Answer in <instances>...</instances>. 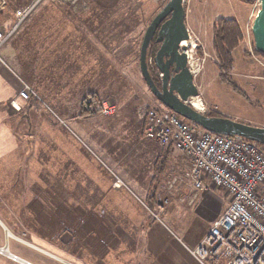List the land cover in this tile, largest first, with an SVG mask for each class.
<instances>
[{"label": "rangeland", "instance_id": "obj_1", "mask_svg": "<svg viewBox=\"0 0 264 264\" xmlns=\"http://www.w3.org/2000/svg\"><path fill=\"white\" fill-rule=\"evenodd\" d=\"M31 1L0 0V25L6 28L11 25L16 11ZM192 1L186 0L183 5L187 12V30L197 40L193 60L198 72L193 82L198 89L201 106H204L203 114L214 112L236 121L264 127V54H256L252 31L247 29V37L244 29L245 24L252 25L254 17H251V10L256 11V7L251 8L254 1L194 0L201 2L195 7ZM165 3L163 0H44L3 47L1 57L11 70L13 68L9 64L19 45H22L23 41L19 39L25 33L32 50H21L18 55L22 59L32 57L36 50L39 57L45 55L46 58L58 61L62 53H66L68 58L67 64L54 72V78H59L57 74L61 71L64 86V80H69L64 91L66 98H59L58 101L52 99L55 105L49 101L50 94L49 99L42 96L36 79L32 86L20 71L17 74L54 112L51 122L58 124V129L51 131V135L42 128L38 133L31 131L35 137L32 136L30 143L33 142L35 149H31L32 157L28 164L29 169H32L30 173L35 176L34 180L29 178L28 188L32 190L28 196L29 199L35 196L31 205L33 210H21L20 205L14 202L7 204L12 205L14 210L5 209L3 203L4 209L0 211V217L6 222V216L10 219L13 216L19 218L14 220L16 226L8 227L15 237H7L8 249L19 257L36 264H151L154 259L149 251L160 249L164 253L161 258H165L166 254L182 258L183 255L168 242V238L159 240L161 244L148 243L146 227L139 228L140 221L145 217V209L140 205H144L146 214L150 213L144 204L150 193L147 186L149 179L142 176L143 172L131 169L126 171L129 166L122 164L121 159L130 163L136 156L129 155L126 146L119 150L116 148V134L111 130L115 127L113 130L117 132L124 128V121L121 122L123 115L127 116L126 121L132 129L137 131L141 116L147 110H163L141 75L139 47L146 27ZM217 17L235 19L238 28H241V35L243 33L242 41L232 52V69L226 74L239 91L233 90L218 75L217 66L220 62L212 50V25ZM156 49L157 46L154 51ZM149 59H152V62L148 60L149 70L160 83L161 75L153 63V57ZM87 91L96 92L103 99H111L117 107V114L112 117L97 113L81 115L82 120L77 119L81 125L76 128L70 119L80 114V100L86 96ZM193 100H198V97L195 96ZM39 106L35 105L33 109L36 111L40 109ZM46 109L43 107L40 109L42 111L37 112L46 115ZM56 115L64 121L68 119L66 135L60 132L61 123ZM98 124L110 129L105 130V134L101 133ZM20 132H25L24 125ZM50 137L54 144L50 147L52 152L47 160L49 148L46 141ZM19 141L26 143L24 138ZM60 143L62 148L58 146ZM24 149L21 147V151ZM28 155L27 148L25 156L28 158ZM178 161L181 170L172 173L170 167L167 168L158 183L156 194L151 200L153 214H150L152 217L157 216L156 220L166 227V235L173 236V239L176 236L185 245L192 246L186 239L199 241L213 223L212 220L227 206L229 198L221 189L211 191L215 196L221 193L216 199L212 194L207 195V191L195 189L192 180L186 176L189 165L185 169V160L178 157ZM140 166H143V162ZM42 171L43 176L39 177ZM115 172L123 180L131 181L134 178L142 182L146 188L142 193L133 188V192L129 190L132 187L128 182L126 184L129 188L124 186L121 178L123 184L117 185L115 179L118 176ZM109 218L115 225H109L106 220ZM32 238L35 241L30 240ZM97 241L103 244L102 247ZM95 242L96 247L93 246ZM26 243L37 244L40 248L63 256L65 263ZM4 244L5 241H0V247ZM141 248L145 251L139 256ZM134 250L138 254L131 256ZM7 256L0 254V264H18ZM155 257L162 260L159 256ZM175 258L172 259L173 264L177 261Z\"/></svg>", "mask_w": 264, "mask_h": 264}, {"label": "built area", "instance_id": "obj_2", "mask_svg": "<svg viewBox=\"0 0 264 264\" xmlns=\"http://www.w3.org/2000/svg\"><path fill=\"white\" fill-rule=\"evenodd\" d=\"M43 1L32 0L16 11L11 25L7 28L0 25V64L7 67L1 57L3 47ZM254 1L258 5L259 0ZM255 13L251 10V17ZM244 29L249 37L247 29H251V25L245 24ZM187 31L189 39L185 41L187 45L183 52L187 68L194 78L198 72L193 60L197 40ZM18 94L24 100L34 99L50 110L26 83L22 82ZM197 97L200 103L199 95ZM194 98H188L185 103L191 106ZM162 108H151L144 114L143 137L160 147L169 146L170 149L184 152L190 159L186 176L192 180L195 189L205 191L214 187L224 190L229 198L227 206L198 243L194 246L182 245L198 264H264V153L254 142L206 131L163 105ZM200 108L197 111L203 113L201 103ZM84 109L90 115L100 113L109 116L115 113L116 105L111 99L95 101L88 97ZM115 183L123 184L118 177ZM154 218L158 219L157 216ZM5 242L8 245L7 237ZM8 256L18 264H36L24 258L17 260L21 257L11 251Z\"/></svg>", "mask_w": 264, "mask_h": 264}, {"label": "crops", "instance_id": "obj_3", "mask_svg": "<svg viewBox=\"0 0 264 264\" xmlns=\"http://www.w3.org/2000/svg\"><path fill=\"white\" fill-rule=\"evenodd\" d=\"M200 4H201L200 1H194V0L192 1V6H194V7L197 5H200ZM185 17L187 20V12L185 13ZM217 18H219V17H217ZM185 24L187 27V21H185ZM21 41H23V42H21L22 45L21 46L19 45L18 51L14 53L15 57L11 61V64H9L13 68V70H11L8 66L6 67L5 65L0 64V195H1L0 211H3V209H4L3 203L6 205L5 209L14 210L12 205H7L8 203L12 204L14 202L20 205L19 209H21V210H26V209L27 210H33V206H31V205H33V203H34L35 196L31 197V199H29L30 197L28 196L31 194V190H32L31 188L30 189L28 188V187H30L29 182H28L29 178L34 180V176H35V175L33 176V174L30 173V171H32V169H29V164H28L30 157H32L31 149H35L33 142L31 141V143H30V140L33 137H35V136H33V132H31V131L35 130L36 131L35 133H38L40 128H42L44 132L51 135L50 134L51 131L58 129V127H57L58 124L51 122V118H52L51 115L52 114H51L49 109H46V112H47L46 115H44L43 113L40 115L38 112L42 111V110H40V109H43L42 105H40L34 99L24 100L19 96L18 92L21 88L20 84L22 85L23 81H21V79L17 76V74H19V71H20V73L24 72L23 67H25V66H29V67L34 66L35 70H33V69L32 70H33V72H36L35 73L36 76L33 77L31 74H28V76L24 77L23 74H21V75L25 79L27 78V80L30 82V84L32 86H33L32 83L35 79L38 81L36 83L37 88L43 94V95L42 94H40V95H42L43 97L49 98V94H50V99L51 98L53 99L54 97L64 99L67 96L66 93H64L65 88L68 86L67 85L68 84L67 78H66V80H64L66 82L65 86H64L62 84V80H61L63 77V75L60 73L61 71H59V74H57L58 72H56V74L59 76V78H54V72L57 69H61L64 65H66L68 60L67 59L64 60V58L62 57L58 61H56L57 59L52 60V58L51 59L49 57L46 58L45 55L44 56L40 55V57H39V55H38L39 52L36 50V52L34 51L35 54L32 55V57L23 58L24 61L21 62L23 59L20 57L21 55H18V54L21 52V50L23 52V48L29 44V43L28 44L25 43V41L27 42V38L22 39ZM30 46L28 45V50L31 49ZM17 55L20 57V60H19V57ZM11 56L13 57V55H11ZM52 56L54 57V55H52ZM39 59H40V61H39ZM54 61H56V62H54ZM18 67L20 68V70L18 69ZM88 92L89 91H87V94H88ZM35 105L41 106V107L39 106L40 109H37V110H39L38 112H37V110L35 111V109H33V108H35L34 107ZM32 110H34L35 113ZM52 113H54V112H52ZM116 114H117V107H116L115 113L113 115H109L108 117H112ZM80 117H81V115H78V116H76V118L70 119V120H72L71 122L73 123V126H75L76 128L79 124L81 125V122L77 121V119H81ZM122 117L124 119H122L121 122L124 121V125H122V127H124V128L118 129L117 132H116V130H113L115 127L114 128L112 127L113 129H111V130H112V133L116 134V141H114L116 148L119 150L120 147L126 146V147H128V154L136 156L135 159L130 160V163H126L127 161H125L124 159H121V161L123 162L122 164H125L126 166L128 164V166H129V168L126 167V171H127V169H129V170L131 169L133 171H138L141 173L143 172L144 174L142 176L144 178L149 179L152 175L153 164L157 160V156L160 154H162V156L167 155V158H166L167 163L166 164L168 165V168L170 167L169 170L172 173H174V171L181 170V163L178 161V157L185 160L183 166L185 169H187L188 165H190V159L184 152H180V151H177L174 149H169V148H168L169 150H166L167 152H165L166 147H164V148L160 147L154 141L146 139L143 137L142 132H143V126H144V115L141 116V121L138 123L139 124V128H138L139 130H137V131L132 129L130 123H127V121H126L127 116L122 115ZM59 119H60L59 122L62 124L61 125L59 123L60 124L59 130H60L61 134L66 135L68 131L66 130L65 126H66V122H67L66 120H68V119L66 118L65 121L62 120L61 117H59ZM117 121H119L118 118H117ZM27 124H29V125H27ZM20 125L21 126L24 125L25 132H23V134H22V132H20V130H21ZM98 127H99L100 132L104 133V134H105V132H104L105 130L108 131L110 129L107 127L105 129L103 126H101V124H98ZM60 128L62 130L64 129L63 130L64 133L61 131ZM118 132H120L121 134L119 133L117 135ZM124 136L126 138L122 140V138ZM23 138L26 139L25 144H22V142L19 141ZM51 141H52L51 137H50V139H48L46 141V145L49 148L47 150V154H48L47 160H49L50 154L52 152V149H50V147H52L51 145L54 144V143H51ZM58 146L60 148H62V143L58 144ZM21 147H24L25 149L23 151H21ZM27 148H28V152H29L28 158L25 156V154L27 152ZM64 151H65V149H64ZM125 152H127V151H123V153H125ZM125 155H127V153ZM171 161H172V165H170ZM142 162H143V166H140V163H142ZM33 164H34L33 161H31V165H33ZM31 165H30V167H31ZM43 172L44 171H42V175H39V177L43 176ZM141 173H140V175H141ZM115 174L119 178H121V176H119L118 173L115 172ZM132 179L133 180H131V181L122 179V181L125 183L126 187L129 188V186L126 184V182H128V184L132 187V188H129V190H132L133 192H135L134 191V189H135L138 193H142L144 188H146V185H144L142 182H138L134 178H132ZM33 182H32V184H34ZM37 184H39V183L37 182ZM40 185H41V183H40ZM22 186H24V187H22ZM20 188H22V190H20ZM214 189H217V188L211 187L205 191H207L206 192L207 195L212 194L213 198L216 199L218 197V195L221 193L219 192V194L215 196L211 192ZM205 191H203V192H205ZM113 192H116V191L113 190ZM6 194H7V196H4ZM23 194H25V195L22 197L21 195H23ZM7 197H9V201L7 200ZM4 198H5V201H4ZM12 200H13V202H11ZM138 202L140 203V201H138ZM27 204H30V205H27ZM140 206H143V208L145 209V210L143 209L145 212V217L140 221L138 226H139V228L146 227V235L148 238L147 242L148 243H155V242L160 243L162 238H164V239L168 238V242L173 244L174 247L177 248L178 253H181L183 255L182 258H180V257L175 258V255L166 254L165 258H161V257H163L164 253L160 249H155L152 252L149 251V254H151L152 258L154 259V261L151 264H173L172 263L173 258H175L177 260L175 262V264H198L194 260V258L186 250H184V248L182 246L183 242L181 241V239L176 237V236L174 237L175 239H173L172 238L173 236L168 235V234L166 235V230H165L166 227H164V225L159 223L156 219L153 220L150 216L148 218V215L146 214V208L144 207V205H140ZM27 213H28V211H27ZM150 213H151V211H150ZM3 214H5V213H3ZM218 215H216V217ZM216 217L212 221H214L216 219ZM6 219L8 222H6L5 220H3V218L0 217V241H5V236L6 237L11 236L13 238L15 237L13 234H11L8 227L9 226L10 227L16 226L14 220H19V218L16 219V217L13 216V219H10L9 216H6ZM108 223H109V225H115L114 224L115 222L112 221L111 218L108 219ZM3 234H4V236H3ZM163 235H164V237H162ZM30 240L35 241L33 238ZM25 241L29 242L27 240H25ZM186 241L188 243H190L192 246H194L198 243V240L197 241L196 240H190L189 238H187ZM26 244L40 250L41 252L49 255L50 257H53L57 260L59 259V261H62L65 263V260H63V256H61L59 254L56 255L57 253L55 254V252L40 248L39 246H36L37 244L36 245L35 244L30 245L28 243H26ZM3 246H5L7 248V250L10 252V250L8 249L9 246L6 244V242ZM144 251L145 250H143L141 248L139 250V254H138L137 251L134 250V252H132L131 256H133V255L136 256L137 254L139 256H141L142 252H144ZM123 256L126 257L125 254ZM155 256H159L162 260H158ZM20 259H22V258H20ZM67 263L70 264V262H66V264Z\"/></svg>", "mask_w": 264, "mask_h": 264}, {"label": "water", "instance_id": "obj_4", "mask_svg": "<svg viewBox=\"0 0 264 264\" xmlns=\"http://www.w3.org/2000/svg\"><path fill=\"white\" fill-rule=\"evenodd\" d=\"M183 4L184 0H168L144 31L139 47V69L146 85L161 105L202 129L264 145L263 126L246 124L226 116H209L185 103L188 98L198 95V89L187 68L183 52L186 47H180L181 42L189 39ZM251 31L255 50L264 54V0H260ZM152 40L157 46L153 63L161 75L159 86L153 80L147 59Z\"/></svg>", "mask_w": 264, "mask_h": 264}, {"label": "trees", "instance_id": "obj_5", "mask_svg": "<svg viewBox=\"0 0 264 264\" xmlns=\"http://www.w3.org/2000/svg\"><path fill=\"white\" fill-rule=\"evenodd\" d=\"M26 38H27V34L25 33V34H23V38H20L19 40L26 39ZM241 41H242L241 31H240V28H238V25H237V22L235 21V19L219 17V18H216L214 20L213 25H212V50L220 62V64L217 66L218 73H219L218 75L221 77V79H224V81H226L231 86V88L235 91H239V90L234 84H232L231 78L228 77L226 74H227V72H229L232 69V66H233L232 52L234 49H236L239 46ZM25 43H27V42L25 41ZM28 43L27 44L30 45L31 42H28ZM28 45H26L23 48V50L25 49V51H27ZM155 46H156V43L154 40H152L150 47L148 49V52H147V58L153 57L154 52H155L154 51ZM255 52L258 55L262 54L258 51H255ZM62 57L64 58V60L65 59L68 60L66 53H62ZM32 69L35 70V67L34 66H32V67L25 66V67H23L24 72H21V74H23L24 77L28 76V74H31L34 77V76H36V74H35L36 72H33ZM152 77H153V80L156 81L154 78V75ZM68 82H69V80H68ZM88 97H92V99L95 101H100L101 99H103V98H101L102 96H100V94H98L96 92H89L88 94H86V96L84 98H82L80 100V109L81 110H80L79 115H86V116L90 115L88 113V111H86V109H84L85 100ZM53 99H57V101H58L59 98L54 97ZM50 100H51V103L54 104V102L52 101V98L49 99V101ZM51 114L53 116L55 115L52 112H51ZM97 114H100V113H97ZM207 115H209V116H220L219 114L214 113V112H209ZM55 117H58V115H56ZM184 120L187 121L186 119H184ZM257 145H259V147L262 148V149H260V148L259 149L264 153V145L263 144H257ZM168 148L170 149L169 146L166 147L165 152H167L166 150H169ZM166 158H167V155L162 156V154H160L157 156V160L153 164L152 175L148 181V190H150V193L146 196V201L144 202V204L149 208L150 211H152L151 200H153L154 194H156V190L158 188V183L160 182L161 178L163 177L164 173L166 172V169L168 168V165L166 164L167 163ZM63 206H64V204H63ZM65 207H67V204H65ZM147 215H148V218L150 216L153 220H155L154 216L152 217V215L150 213H148ZM39 218H41V217H39ZM102 219H104V216H102ZM102 219H100V220L102 221ZM106 220L108 221V219H106ZM104 222H105V220H104ZM98 244L101 247L103 245L100 241L98 242ZM93 246L96 247L97 243L95 242V244H93Z\"/></svg>", "mask_w": 264, "mask_h": 264}, {"label": "bare ground", "instance_id": "obj_6", "mask_svg": "<svg viewBox=\"0 0 264 264\" xmlns=\"http://www.w3.org/2000/svg\"><path fill=\"white\" fill-rule=\"evenodd\" d=\"M254 1V0H253ZM255 7H256V13H255V15L253 16V17H255L256 16V14H257V12H258V10H259V8H260V0H259V3H258V5H255V1H254V3L252 4V9H255ZM253 36V35H252ZM187 45V42H185V41H183L182 43H181V45ZM184 45V46H185ZM191 106L194 108V109H196V110H200L201 108H200V103H199V101L198 100H193V102L191 103ZM0 253H2V254H5V255H9V252H8V250H7V248H5V247H0ZM20 258H17V260H19ZM20 261H22L21 259H20Z\"/></svg>", "mask_w": 264, "mask_h": 264}, {"label": "flooded vegetation", "instance_id": "obj_7", "mask_svg": "<svg viewBox=\"0 0 264 264\" xmlns=\"http://www.w3.org/2000/svg\"><path fill=\"white\" fill-rule=\"evenodd\" d=\"M148 59H149V58H148ZM155 82H156V84L159 86V83H158V81L156 80Z\"/></svg>", "mask_w": 264, "mask_h": 264}, {"label": "clouds", "instance_id": "obj_8", "mask_svg": "<svg viewBox=\"0 0 264 264\" xmlns=\"http://www.w3.org/2000/svg\"><path fill=\"white\" fill-rule=\"evenodd\" d=\"M148 59V58H147Z\"/></svg>", "mask_w": 264, "mask_h": 264}]
</instances>
